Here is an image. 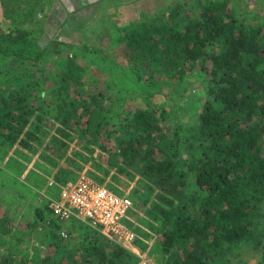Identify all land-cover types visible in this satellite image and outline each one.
<instances>
[{
	"label": "trees",
	"instance_id": "1",
	"mask_svg": "<svg viewBox=\"0 0 264 264\" xmlns=\"http://www.w3.org/2000/svg\"><path fill=\"white\" fill-rule=\"evenodd\" d=\"M191 11L194 14L182 2L158 18L145 13L147 18L124 27L118 41L132 70L124 69L122 76L133 95L122 93L117 102L110 89L83 78V69L68 59L76 45L82 50L75 52L77 58L86 59L83 51L90 48L71 37L74 31L61 37L66 22L53 35H35L26 29L4 28L0 20V60L12 58L43 68L50 57H64L59 58L64 60L60 63L65 68L60 78L63 85L53 90L59 103L46 114L75 133L58 128L62 138L52 140L59 157L42 155L50 164L59 166L69 146L65 139L88 135L116 158L118 173L126 176L131 171L139 176L132 198L137 208L150 202L148 211L157 220L161 253L168 264H234L244 252L243 242L254 238L253 221L264 217V25L239 22L228 0H196ZM198 64L209 79L195 95H202L199 102L203 104L194 112V132L177 122L169 135L163 127L164 115L147 106L138 104L126 111L128 99L135 100L136 95L147 101L164 94L158 84L172 76L189 79L187 71ZM41 75L44 86L47 77L44 71ZM22 76L7 77L0 88L1 160L17 143L36 152L47 136L38 133L40 125L27 130L35 111L42 110L32 100L42 87L33 76ZM185 90H179L178 96L184 98ZM174 110L175 105L170 113ZM111 139L114 151L102 143ZM16 152L25 156L21 149ZM71 163L76 171L68 169ZM76 166L69 159L59 167L55 180L61 185L76 181ZM89 176L104 184L102 178ZM36 214L38 221L55 229L59 242L68 240L58 233L64 223L54 215L48 221L44 211ZM77 222H70L69 233ZM138 233L145 235L143 229ZM82 236L81 247L69 251L79 253L72 261L65 256L58 261L39 258L37 264H139L132 247L110 240L99 229H87ZM140 240L135 246L145 245ZM24 251L25 260L16 261L12 255L1 258L0 264H28V248Z\"/></svg>",
	"mask_w": 264,
	"mask_h": 264
},
{
	"label": "rangeland",
	"instance_id": "2",
	"mask_svg": "<svg viewBox=\"0 0 264 264\" xmlns=\"http://www.w3.org/2000/svg\"><path fill=\"white\" fill-rule=\"evenodd\" d=\"M184 1L188 11L192 14L198 11V8L194 9V12L191 11L196 0ZM205 1L203 0V2ZM228 1L239 22L264 25V0ZM53 4L54 0H0V20L4 28L26 29L35 35L44 33L53 35L58 25V19L65 17L60 15L59 10H55ZM178 4L182 3H177L176 0H149L147 8L149 12L156 14L157 10L163 9L165 11L166 8H169L168 12H170ZM148 16L153 17L154 15L149 14ZM158 16L154 17L158 18ZM110 20L111 17L109 16L105 21L103 20L102 25L93 26L90 24L84 26L85 28L79 33H74L76 41L90 48V51H83L84 55L87 56L86 59L77 58L75 55L77 51L82 52L79 48L80 45L73 47L67 57L76 61V68L83 69V78L88 79L89 82H98L103 89H110L113 92L114 102H117L122 98V93L126 97L133 95L128 89L130 86L128 79L123 80L122 76L124 69L132 70V65L127 61V53L123 45L114 37L120 27L118 24L115 26L109 24ZM66 50L69 51L67 48ZM59 58L64 57H50L46 64L41 65L43 68L32 67V65H27L21 61L14 62L12 58L0 60V88L7 77L18 76L22 78L24 73L29 74V77L33 76L34 81L41 82L42 91L37 93V97L32 96L35 98L32 100L35 101L36 107L40 105L42 110L35 111L27 130L40 125L41 129L38 130L40 136L42 137L44 133H47V136L43 137V142L38 145L36 152L33 153L29 148L22 147L17 143L10 150L7 149L8 155L3 160L0 159V259L13 255L16 261L25 260L22 256L26 254V251L22 252V249L26 247L28 248V264H37L39 258L58 261L64 256L67 258L64 260L72 261V258L79 253L69 251L72 250L73 246L81 247L83 244L82 233L87 229L90 230V228L98 229L79 221L74 223V226L71 225L74 228L70 229L69 233L67 230L71 228L69 225L73 220L65 222L58 233L63 238L62 231H66L69 238L67 237L68 240L65 239L61 243L54 234L55 229L48 225V222L36 219L39 218L36 214L39 210L48 215V221L54 218L51 205L60 197L62 186L55 180V175L59 167L66 164L69 159L78 164L76 166L78 177L91 175L102 178L104 184H111L118 192L127 193L131 197L138 184L139 176L131 171L126 176L124 173H118L119 168L117 167L119 165L116 163V158L108 151H103L99 144L90 139L91 137L88 135L75 136L73 140L64 138L69 146L63 152V157L59 158L58 167H54L42 156L44 154V156H50L53 159L59 157L60 152H55V145L52 140L53 137L62 138L58 128L62 127L66 131L75 133L61 125L53 115L46 114V110L59 103L53 93V90L59 89L63 85V83L60 84V78L65 68L60 63L64 60L61 61ZM101 60L103 61L100 63ZM41 71H44L45 77H47L44 86L42 85L44 78ZM187 74H189V79L172 76L160 86L158 84L157 87L163 90L164 94H157L147 101L145 97L136 95L135 100L128 99L130 102H127L125 106L126 111L134 110L138 104L147 106L158 115H164L163 127L170 131L169 135L172 134L173 127H176L177 122L182 123L187 131L194 132L192 129L197 124L194 112L203 104L199 102L202 95H195L202 89L203 85H206L209 78L206 74L202 75L199 64L196 67H191ZM147 78H149L148 75L145 76V79ZM18 83L21 84V82ZM182 89H186L184 98L178 96V91ZM39 94L41 95L40 102H38ZM72 95L76 97L74 93ZM173 105H175V112L170 113ZM102 143H105L111 151L116 149L112 139ZM16 149H21L25 156L17 154ZM68 169L75 170L72 163ZM36 174L38 176H35ZM40 177H44V180L40 181ZM158 192L156 190L154 195L156 196ZM149 204L150 202L143 208L136 207L133 215L138 224V230L143 229L145 232L144 236L142 234L143 239L140 240L145 245L141 247L147 249V251H143L145 254H137V251L134 253L139 258V264H168L167 259L161 253L162 245L156 232L157 220L155 216L149 214ZM253 222L255 223L254 238L249 242H243L241 247L244 252L238 256V260L234 264H264V217ZM16 245L20 248V252ZM249 245L250 247H248Z\"/></svg>",
	"mask_w": 264,
	"mask_h": 264
},
{
	"label": "built area",
	"instance_id": "3",
	"mask_svg": "<svg viewBox=\"0 0 264 264\" xmlns=\"http://www.w3.org/2000/svg\"><path fill=\"white\" fill-rule=\"evenodd\" d=\"M51 208L60 222L78 220L97 227L103 235L125 247L134 246L142 238L133 218L136 211L133 198L88 175L62 185L60 197ZM62 235L68 236L66 231Z\"/></svg>",
	"mask_w": 264,
	"mask_h": 264
},
{
	"label": "crops",
	"instance_id": "4",
	"mask_svg": "<svg viewBox=\"0 0 264 264\" xmlns=\"http://www.w3.org/2000/svg\"><path fill=\"white\" fill-rule=\"evenodd\" d=\"M148 1L149 0H54L53 5L55 10H59V13H61L60 15L65 16L63 19H58L56 30L66 22L65 25L61 27L59 34L61 37H66L67 34L70 36L73 31L74 33L82 31L85 28L84 26L90 24L93 26L102 25L103 20L105 21V19L110 16L111 20L109 24L112 26L118 24L120 27L114 35L115 38L119 39L124 27L135 23L143 17L147 18L145 13L148 15L152 14V16H160L164 14L165 11L167 12L169 10V8H166L165 11H163V9L157 10L155 12L156 14H153L151 11L149 12L147 8ZM176 2L185 3L184 0H176ZM71 25L73 28H71ZM72 36L74 37L75 35H71V37ZM132 249L134 252L137 251V254H145L143 251H147V249L135 245L132 246Z\"/></svg>",
	"mask_w": 264,
	"mask_h": 264
}]
</instances>
